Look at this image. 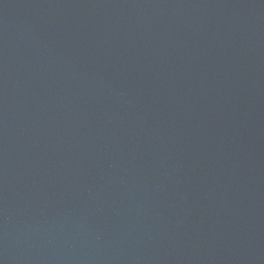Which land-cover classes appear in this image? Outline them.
<instances>
[{"label": "water", "instance_id": "obj_1", "mask_svg": "<svg viewBox=\"0 0 264 264\" xmlns=\"http://www.w3.org/2000/svg\"><path fill=\"white\" fill-rule=\"evenodd\" d=\"M0 264H264V0H0Z\"/></svg>", "mask_w": 264, "mask_h": 264}]
</instances>
